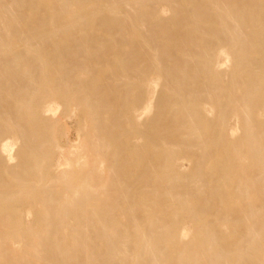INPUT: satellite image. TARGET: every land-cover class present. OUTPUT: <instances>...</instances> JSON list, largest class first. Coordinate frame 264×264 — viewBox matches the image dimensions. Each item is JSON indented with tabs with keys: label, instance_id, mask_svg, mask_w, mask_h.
I'll return each mask as SVG.
<instances>
[{
	"label": "bare ground",
	"instance_id": "obj_1",
	"mask_svg": "<svg viewBox=\"0 0 264 264\" xmlns=\"http://www.w3.org/2000/svg\"><path fill=\"white\" fill-rule=\"evenodd\" d=\"M0 264H264V0H0Z\"/></svg>",
	"mask_w": 264,
	"mask_h": 264
},
{
	"label": "rangeland",
	"instance_id": "obj_2",
	"mask_svg": "<svg viewBox=\"0 0 264 264\" xmlns=\"http://www.w3.org/2000/svg\"><path fill=\"white\" fill-rule=\"evenodd\" d=\"M72 122V121H71ZM76 129V130H75ZM74 130V131H73ZM71 133H70V140L71 141H74V138H75V136H76V134H77V132H78V129H77V127L75 126V125H73L72 127H71V131H70ZM73 134V135H72Z\"/></svg>",
	"mask_w": 264,
	"mask_h": 264
}]
</instances>
